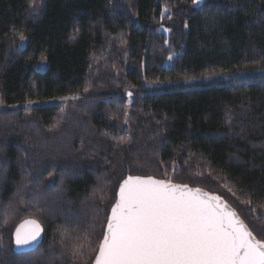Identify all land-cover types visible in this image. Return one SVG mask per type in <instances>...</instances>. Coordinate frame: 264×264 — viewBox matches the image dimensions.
<instances>
[{"label":"trees","instance_id":"obj_1","mask_svg":"<svg viewBox=\"0 0 264 264\" xmlns=\"http://www.w3.org/2000/svg\"><path fill=\"white\" fill-rule=\"evenodd\" d=\"M257 70L264 0H0V264H93L130 175L216 194L264 240V77L144 89ZM27 219L45 240L17 255Z\"/></svg>","mask_w":264,"mask_h":264},{"label":"snow or ice","instance_id":"obj_2","mask_svg":"<svg viewBox=\"0 0 264 264\" xmlns=\"http://www.w3.org/2000/svg\"><path fill=\"white\" fill-rule=\"evenodd\" d=\"M42 231L37 221H25L15 229L16 248L34 250ZM94 264H264V240L219 196L130 175L119 186Z\"/></svg>","mask_w":264,"mask_h":264},{"label":"rangeland","instance_id":"obj_3","mask_svg":"<svg viewBox=\"0 0 264 264\" xmlns=\"http://www.w3.org/2000/svg\"><path fill=\"white\" fill-rule=\"evenodd\" d=\"M206 0H203V3H201L199 6H195L196 8H199L204 5ZM27 43V40H23L21 42V46L24 47ZM47 60H43L38 64L35 69L39 71H46L48 68ZM264 77V70H257V71H250V72H242V73H234V74H222V75H213V76H205V77H199V78H189V79H181L177 81H170V82H157L152 84H147V86L144 88L147 91H163L167 89H179V88H199L203 86H214L219 84H231L235 82H241V81H254L257 80V78ZM122 93L127 96L129 92L132 94L135 93L137 90L128 89V88H122ZM47 104H52L47 103ZM28 106H33L28 105ZM4 109V107L0 104V110ZM169 181L170 180H165ZM173 182V181H172Z\"/></svg>","mask_w":264,"mask_h":264},{"label":"water","instance_id":"obj_4","mask_svg":"<svg viewBox=\"0 0 264 264\" xmlns=\"http://www.w3.org/2000/svg\"><path fill=\"white\" fill-rule=\"evenodd\" d=\"M154 179H156V178H154ZM157 180H159V179H157ZM169 182V181H168ZM170 183H172V184H176V183H173V182H170ZM176 185H180V184H176ZM181 186H185V185H181ZM187 187H189V186H187ZM189 188H191V189H193V190H196V189H199V188H192V187H189ZM202 193H206L207 195H209V196H218V195H216V194H212V193H209V192H207V191H205V190H202V189H199ZM220 197V196H219ZM221 198V197H220ZM119 200V190H118V193H117V200H116V202ZM221 201H223L225 204H227L229 207H231L223 198H221ZM116 202H115V204H116ZM115 204H114V206H115ZM113 206V207H114ZM232 208V207H231ZM234 211H236L234 208H232ZM237 212V211H236ZM237 215H238V217L244 222V220L240 217V215L238 214V212H237ZM111 216V211H110V215H109V217ZM28 220H35V221H37L39 224H40V226H41V228L43 229V231L41 232V239H40V244H39V246L38 247H36L34 250L33 249H30V248H20V249H17L16 248V246H15V242H14V234H13V243H14V246H13V250H14V253L15 254H17V255H24V254H29V253H32V252H35V251H37L42 245H43V243H44V240H45V229H44V227L42 226V224L38 221V220H36V219H27V220H25V221H28ZM25 221H23L22 223H20L17 227H19L21 224H23ZM245 223V222H244ZM245 225L248 227V225L245 223ZM250 229V228H249ZM105 231H106V229H105ZM14 233H15V231H14ZM258 239V238H257ZM93 264H94V262H93Z\"/></svg>","mask_w":264,"mask_h":264}]
</instances>
